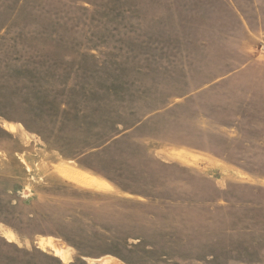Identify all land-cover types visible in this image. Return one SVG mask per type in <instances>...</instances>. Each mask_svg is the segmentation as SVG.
<instances>
[{"label": "rangeland", "instance_id": "374dc122", "mask_svg": "<svg viewBox=\"0 0 264 264\" xmlns=\"http://www.w3.org/2000/svg\"><path fill=\"white\" fill-rule=\"evenodd\" d=\"M0 264H264V0H0Z\"/></svg>", "mask_w": 264, "mask_h": 264}, {"label": "bare ground", "instance_id": "6f19581e", "mask_svg": "<svg viewBox=\"0 0 264 264\" xmlns=\"http://www.w3.org/2000/svg\"><path fill=\"white\" fill-rule=\"evenodd\" d=\"M75 178H77L78 180H80L83 183L86 184H90L96 187H103L105 183H103L101 180L99 179H86L80 176L75 175Z\"/></svg>", "mask_w": 264, "mask_h": 264}, {"label": "crops", "instance_id": "0c3cea01", "mask_svg": "<svg viewBox=\"0 0 264 264\" xmlns=\"http://www.w3.org/2000/svg\"><path fill=\"white\" fill-rule=\"evenodd\" d=\"M137 124H140L139 122L137 123ZM117 136L116 135H114V136H108V139L105 141V142H107V143H109V142H111V141H114V138H116ZM100 145L101 144H96V145H94L93 147H92V151H95V149H98L99 147H100ZM83 154V153H82ZM81 154V155H82ZM107 184V183H106ZM116 185V184H115ZM117 186V185H116Z\"/></svg>", "mask_w": 264, "mask_h": 264}]
</instances>
